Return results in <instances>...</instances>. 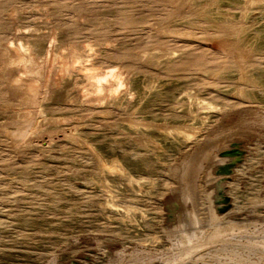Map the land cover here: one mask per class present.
<instances>
[{"label":"rangeland","instance_id":"rangeland-1","mask_svg":"<svg viewBox=\"0 0 264 264\" xmlns=\"http://www.w3.org/2000/svg\"><path fill=\"white\" fill-rule=\"evenodd\" d=\"M20 42L41 93L0 63V264H264V0H0Z\"/></svg>","mask_w":264,"mask_h":264},{"label":"bare ground","instance_id":"bare-ground-1","mask_svg":"<svg viewBox=\"0 0 264 264\" xmlns=\"http://www.w3.org/2000/svg\"><path fill=\"white\" fill-rule=\"evenodd\" d=\"M0 63L1 65H3V67L12 69V71L15 73V77H13V79H15L14 86L16 87L25 86L26 88L25 93L27 100L30 102V104L34 103V105H36L38 102L37 98H39L38 95L41 93V92L38 93V91H40V88L38 87V80L41 79L40 78L37 79L39 76V70L36 67L35 58L25 51V48L21 42L19 44L9 43L7 44L6 47L0 48ZM112 74H113L112 71H108L104 76H100L99 74L96 75L98 79V80L96 79L98 81L96 83V88L97 89L101 88V84H100L101 81L109 78V76H113ZM44 84L46 85L45 82ZM34 107H36L35 109L37 110V105ZM26 114L25 115L21 114L18 117H16V123L20 124V128L16 132L19 136L22 135L25 136L24 132H26L28 126L32 124V122L35 120L34 118L31 117V115H26ZM235 159L236 158H231L229 162L235 161ZM229 175L230 174L228 175L218 174L217 176L221 180L228 177Z\"/></svg>","mask_w":264,"mask_h":264},{"label":"water","instance_id":"water-1","mask_svg":"<svg viewBox=\"0 0 264 264\" xmlns=\"http://www.w3.org/2000/svg\"><path fill=\"white\" fill-rule=\"evenodd\" d=\"M233 146H234V149L230 151V154L232 155L233 158H236L235 161L219 166L218 169L216 170L217 174H227V175L231 174L233 172V168L236 164L237 159L241 158V156L243 155V151L240 149V143L235 142ZM223 180L224 179H221L218 182L219 194H220L219 202L223 204L222 206L219 207V211L221 213L228 211L229 207L231 206V198L224 192V189L222 186Z\"/></svg>","mask_w":264,"mask_h":264}]
</instances>
